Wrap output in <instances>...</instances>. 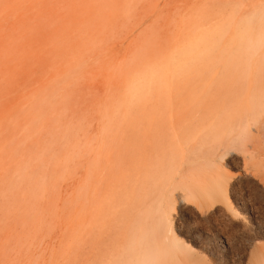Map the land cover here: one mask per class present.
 <instances>
[{"label":"rangeland","instance_id":"374dc122","mask_svg":"<svg viewBox=\"0 0 264 264\" xmlns=\"http://www.w3.org/2000/svg\"><path fill=\"white\" fill-rule=\"evenodd\" d=\"M200 4L0 0V264L122 262L121 218L89 225V138L122 112L126 118L110 120L121 137L134 136V79L154 63L182 64L189 43L196 56ZM213 159L233 177L228 202L239 215L224 199L209 208L181 202L176 191L169 214L191 246L185 262L264 261V177L244 174L240 155Z\"/></svg>","mask_w":264,"mask_h":264},{"label":"bare ground","instance_id":"6f19581e","mask_svg":"<svg viewBox=\"0 0 264 264\" xmlns=\"http://www.w3.org/2000/svg\"><path fill=\"white\" fill-rule=\"evenodd\" d=\"M200 5L196 56L190 57L195 43H189L182 64L154 63L134 79V136L121 137L111 122L126 118L122 112L89 138V225L103 226L108 214L121 218L117 223L126 231L120 264L187 263L191 246L176 235L169 214L176 191L181 202L209 208L224 199L239 215L228 202L233 177L227 180L213 158L240 155L244 174L264 177V0ZM218 245L225 248V238Z\"/></svg>","mask_w":264,"mask_h":264}]
</instances>
